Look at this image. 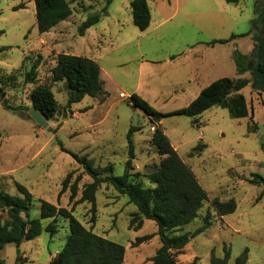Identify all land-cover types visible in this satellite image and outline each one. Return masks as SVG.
Listing matches in <instances>:
<instances>
[{
  "label": "rangeland",
  "instance_id": "rangeland-1",
  "mask_svg": "<svg viewBox=\"0 0 264 264\" xmlns=\"http://www.w3.org/2000/svg\"><path fill=\"white\" fill-rule=\"evenodd\" d=\"M71 15L50 31L39 33L33 0H0V92L11 106L30 107V92L37 84L51 87L59 110L42 128L31 120L27 110H5L0 103V191L20 195L16 184L32 195L30 218H39L41 201L70 208L69 190L59 196L62 180L74 172L80 175L78 195L91 178L83 172L71 154L87 155L95 167L112 165L120 176L129 159L127 133L132 134L131 165L143 174L154 170L160 157L150 139L154 127L167 135L180 158L195 174L206 191L198 217L182 227L193 232L209 212L211 227L193 237L179 252L176 264H210V257L222 258L228 250V264L248 249L245 264H264V90L263 80L252 70L262 57L264 42V0H146L151 20L145 31L132 23L131 0H66ZM16 6H21L14 9ZM99 14L100 21L78 33L89 16ZM235 37L226 43L213 40ZM238 52L247 56L248 71L239 76L233 60ZM87 57L100 67L106 95L85 96L67 104L64 82H53L51 69L58 54ZM42 56L36 84L24 83V73ZM248 78L240 90L247 102L245 117L231 116L229 109L211 107L198 117L199 125L183 115H172L154 123L130 104L131 94L143 98L161 113L187 106L200 88L220 78ZM123 94L124 97L121 95ZM153 128V129H152ZM253 175H258L252 183ZM234 198L236 210L218 216L213 199ZM90 204L76 205L73 216L82 225L91 226ZM96 221L93 232L125 248L123 264H149L160 247L155 235L133 246L135 239L156 232L155 223L143 220L142 227H129L137 208L105 183L96 192ZM0 218L7 214L0 211ZM51 219H43V226ZM57 232L46 231L19 248L4 246L6 264H18V253L25 264H49L60 251L68 234L67 221L58 218ZM28 262V263H27Z\"/></svg>",
  "mask_w": 264,
  "mask_h": 264
},
{
  "label": "trees",
  "instance_id": "trees-1",
  "mask_svg": "<svg viewBox=\"0 0 264 264\" xmlns=\"http://www.w3.org/2000/svg\"><path fill=\"white\" fill-rule=\"evenodd\" d=\"M227 3L238 4L239 0H225ZM35 6L36 26L39 33L50 31L60 22L66 20L72 13L70 4L66 0H33ZM21 6H16L18 9ZM130 11L133 25L140 31H145L150 24L151 15L146 0H131ZM100 21V15L89 16L78 27V33L84 35L86 30ZM235 37L232 34L228 39L213 40L210 44L226 43ZM262 60L254 67L252 72L257 76L264 75V42L260 44ZM247 56L236 52L233 60L236 73L239 76L248 71L246 64ZM42 56L31 63L29 70L24 73V83L36 84L38 68ZM53 82H64L67 89V104L81 101L85 96H105L106 91L100 78V67L92 59L72 54L61 53L56 57V63L51 69ZM249 83L248 78H220L204 87L198 96L187 106L172 112L161 113L153 109L143 98L137 94H131L130 104L143 111L149 118L151 127L162 118L172 115H183L190 117L192 123L199 125L198 117L201 113L211 107L227 108L231 116L240 118L248 114L247 102L240 90ZM1 106L8 111L22 113L29 110L28 107L11 106L8 104L2 92H0ZM30 105L42 112L47 120H51L59 110L57 101L51 87L45 84L35 85L30 92ZM20 113V115H21ZM140 127H130L127 133L129 159L124 172L120 176L113 174L112 165L104 168L95 167L87 155L78 156L71 154L83 172L91 178L78 195V182L80 175L71 182L74 172H69L62 180L59 196L69 190V203L71 207H57L46 201H41L39 218H30V205L32 195L28 190L16 184L20 195L11 196L0 191V211L7 214L6 219L0 218V252L7 244L19 246L25 241L33 240L42 231L50 236L57 232L56 221L58 218L67 221L68 234L62 249L56 254L49 264H123L125 248L114 241L98 236L93 232L96 221V192L100 185L105 183L120 195L126 196L128 203L137 208V212L131 214L129 227L136 225L133 229L142 227L143 220H151L155 223L156 232L135 239L133 246L149 241L157 236L160 247L155 254L149 258V264H176L174 252L182 250L196 235L211 227L209 212L204 216L203 223L193 232H182L183 226L193 222L197 217L203 203L208 200L206 191L199 184L191 168L184 163L177 151L172 146L167 135L159 126L154 127L151 134V143L160 157L157 167L148 172L135 171L131 165L134 158L132 134L139 131ZM264 151V143L261 144ZM258 175H253L252 183L257 182ZM87 202L90 204L89 228L81 224L74 216L76 205ZM216 214L224 216L236 210V201L230 198L226 201L213 199L211 201ZM43 219L51 221L43 226ZM248 249L234 260L233 264H245ZM19 263L21 255L17 256ZM230 254L225 250L222 258L211 255L210 264H228ZM195 258L189 264H196ZM0 264H5L0 257Z\"/></svg>",
  "mask_w": 264,
  "mask_h": 264
},
{
  "label": "water",
  "instance_id": "water-1",
  "mask_svg": "<svg viewBox=\"0 0 264 264\" xmlns=\"http://www.w3.org/2000/svg\"><path fill=\"white\" fill-rule=\"evenodd\" d=\"M260 44H261V42H260ZM262 57L260 58L258 63L262 60ZM258 63H257V65H258ZM260 78L263 80V82H261V84L258 87H255V88L258 89V90H262V89L264 90V75L260 76ZM27 114H28L29 118L31 120H33L36 124L40 125L42 128H47L48 120H47V117L42 112H40V111L36 110L35 108L31 107L27 111ZM259 181L261 182V184H264V180L259 179ZM53 264H59V263L55 262Z\"/></svg>",
  "mask_w": 264,
  "mask_h": 264
},
{
  "label": "crops",
  "instance_id": "crops-1",
  "mask_svg": "<svg viewBox=\"0 0 264 264\" xmlns=\"http://www.w3.org/2000/svg\"><path fill=\"white\" fill-rule=\"evenodd\" d=\"M204 88V87H203ZM203 88H200L199 90H198V93H197V96H198V94L200 93V91L203 89ZM196 96V97H197ZM195 97V98H196ZM160 122H161V120L159 121V124H160ZM156 124V123H155ZM174 149H175V147H174ZM134 213V212H133ZM46 226V225H45ZM94 227V226H93ZM44 231V230H43ZM24 243V242H23ZM22 243V244H23ZM22 244H20L19 246H16V245H14V244H12V245H14V246H16L17 248H19ZM3 250V249H2ZM2 250H1V252H2ZM1 252H0V257H1V259L3 260V262L5 263V259L3 258V256H2V254H1ZM59 252V251H58ZM58 252H56V254L58 253ZM21 255L23 258H25V259H27L28 260V262H29V257H28V255L26 254V253H24V252H19L18 253V255ZM56 254L51 258V260H53L54 258H55V256H56ZM50 260V261H51ZM27 262V263H28ZM6 264V263H5Z\"/></svg>",
  "mask_w": 264,
  "mask_h": 264
},
{
  "label": "built area",
  "instance_id": "built-area-1",
  "mask_svg": "<svg viewBox=\"0 0 264 264\" xmlns=\"http://www.w3.org/2000/svg\"><path fill=\"white\" fill-rule=\"evenodd\" d=\"M121 96L124 97L123 94H122ZM152 129H153V128H152Z\"/></svg>",
  "mask_w": 264,
  "mask_h": 264
},
{
  "label": "flooded vegetation",
  "instance_id": "flooded-vegetation-1",
  "mask_svg": "<svg viewBox=\"0 0 264 264\" xmlns=\"http://www.w3.org/2000/svg\"><path fill=\"white\" fill-rule=\"evenodd\" d=\"M263 16H264V14H263ZM255 75V74H254Z\"/></svg>",
  "mask_w": 264,
  "mask_h": 264
}]
</instances>
